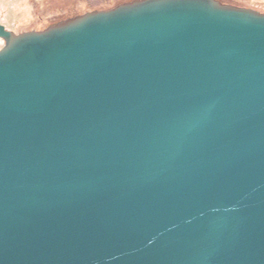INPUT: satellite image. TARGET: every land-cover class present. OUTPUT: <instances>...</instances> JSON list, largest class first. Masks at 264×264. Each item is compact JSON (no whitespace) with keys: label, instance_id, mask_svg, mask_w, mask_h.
I'll return each instance as SVG.
<instances>
[{"label":"water","instance_id":"obj_1","mask_svg":"<svg viewBox=\"0 0 264 264\" xmlns=\"http://www.w3.org/2000/svg\"><path fill=\"white\" fill-rule=\"evenodd\" d=\"M0 38V264H264V13L135 0Z\"/></svg>","mask_w":264,"mask_h":264},{"label":"rangeland","instance_id":"obj_2","mask_svg":"<svg viewBox=\"0 0 264 264\" xmlns=\"http://www.w3.org/2000/svg\"><path fill=\"white\" fill-rule=\"evenodd\" d=\"M135 0H0V23L17 34L43 31L88 12L110 10ZM264 13V0H219ZM5 46L0 38V50Z\"/></svg>","mask_w":264,"mask_h":264}]
</instances>
